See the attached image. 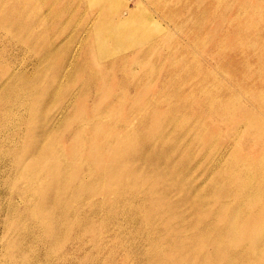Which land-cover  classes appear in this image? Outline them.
Wrapping results in <instances>:
<instances>
[{"label":"rangeland","instance_id":"obj_1","mask_svg":"<svg viewBox=\"0 0 264 264\" xmlns=\"http://www.w3.org/2000/svg\"><path fill=\"white\" fill-rule=\"evenodd\" d=\"M258 181L264 0H0V264H204L237 188L262 264Z\"/></svg>","mask_w":264,"mask_h":264},{"label":"bare ground","instance_id":"obj_2","mask_svg":"<svg viewBox=\"0 0 264 264\" xmlns=\"http://www.w3.org/2000/svg\"><path fill=\"white\" fill-rule=\"evenodd\" d=\"M99 1V0H98ZM92 2V1H89ZM96 3V2H95ZM102 3V2H101ZM128 15H132L128 12ZM126 13L127 18H130L131 16H128ZM126 18V19H127ZM4 30V28H3ZM11 33V31H10ZM8 36V35H7ZM11 36V35H10ZM14 42V41H13ZM237 71V70H236ZM25 72V71H24ZM30 72V71H29ZM30 75V74H29ZM31 78V77H30ZM33 83V82H32ZM36 83V82H35ZM108 88V87H107ZM4 92V91H3ZM29 92V91H28ZM21 95V94H20ZM3 106V105H2ZM16 107V106H15ZM4 108V107H3ZM12 111V110H11ZM26 114V113H25ZM9 116V115H8ZM7 116V117H8ZM128 117V116H127ZM11 118V117H10ZM15 119V118H14ZM4 123V122H3ZM113 128V127H112ZM10 129V128H9ZM14 130V129H13ZM101 133V132H100ZM99 135V134H98ZM96 136V135H95ZM78 137V136H77ZM96 138V137H95ZM101 138V137H100ZM14 139V138H13ZM61 140V139H60ZM93 140V139H92ZM100 140V139H99ZM90 141V140H89ZM86 142V141H85ZM60 143V142H59ZM94 143V142H93ZM100 143V142H99ZM102 143V142H101ZM91 144V143H90ZM88 146V145H86ZM94 146V145H93ZM99 146V145H98ZM151 146V145H150ZM71 147V146H70ZM85 147V146H84ZM91 147V146H90ZM123 147V146H122ZM86 148V147H85ZM89 148V147H87ZM92 148V147H91ZM100 148V147H99ZM121 149V148H120ZM146 149V148H145ZM165 150V148H163ZM68 150V149H67ZM66 150V151H67ZM84 150V149H83ZM97 150V149H96ZM99 150V149H98ZM107 150V149H106ZM158 150V149H157ZM86 151V150H85ZM88 151V150H87ZM163 151V150H162ZM168 151V150H167ZM100 152V151H99ZM98 152V153H99ZM157 152V151H155ZM77 153L76 156L80 155L79 151L75 152ZM106 153V152H105ZM97 154V153H96ZM104 153H102L103 155ZM110 154V153H109ZM123 154V153H122ZM85 155V154H84ZM100 154H98L97 156H99ZM114 154H112L113 156ZM158 155V154H157ZM70 155H68L69 157ZM93 156V154H92ZM111 156V155H110ZM109 156V157H110ZM143 156V155H142ZM159 156V155H158ZM66 158H67V154H66ZM98 159V158H97ZM100 159V157H99ZM102 159V158H101ZM69 161V160H68ZM87 161V160H86ZM76 162H78V160L76 159ZM104 165V163H102ZM101 168V167H100ZM181 168V167H180ZM50 170L52 172L53 169L52 167L50 168ZM180 171V170H178ZM261 171V170H260ZM180 173V172H179ZM253 173V172H252ZM256 173V172H255ZM78 174L79 171L77 169V167L74 170V174L73 177L74 179L78 178ZM261 174V173H259ZM250 175V174H249ZM256 175V174H255ZM186 176V175H185ZM258 178V177H257ZM259 179V178H258ZM256 181V180H254ZM75 183V182H74ZM69 184V183H68ZM258 184L260 186V189H262V186H264V182L260 183V181H258ZM190 187V186H189ZM79 188V187H78ZM103 190V188H102ZM238 190V188H237ZM235 189V193H232L231 191H219L217 192L215 189H213L212 194L216 195V197L219 198H223V196L225 198H228L232 201L227 202L225 204H221L220 206V215L224 218V221H226L227 223L224 224V226L222 228H219L217 226L208 228V225L206 228L202 229L203 232H208L206 234H202L203 235V239L200 243L198 242H194V241H188V244H186L185 246L183 244H181V250L185 251L188 254H194V255H201L204 259V264H210L211 261L215 262V264H222V260L225 259L227 260V263L229 262V264H233L235 263V258H234V254L232 253V248L234 247V241L236 236L238 235V231H240V223L239 221H236L237 218L239 217V211H241L242 206H249L250 202L249 200L243 199L241 197V192L237 191ZM103 192V191H102ZM192 193V192H191ZM248 194V193H247ZM261 195V190L258 194H255L253 197V200L255 198H258ZM202 196V195H200ZM136 200V199H135ZM139 200V199H138ZM181 201L187 202L188 208L191 207L192 211L196 210L197 207L202 205L203 199H201L198 196V199L196 198L195 200H190L189 199V195H182L181 196ZM207 201V200H205ZM217 211V212H219ZM205 212V211H204ZM127 217V216H126ZM98 219V218H97ZM94 221V219H93ZM111 234V233H110ZM147 234V233H146ZM106 236V235H105ZM116 237V236H115ZM110 238V237H109ZM135 238V237H134ZM255 240L258 243H252L253 247H251V249L248 251L247 256H252V257H261L264 256V234H262L261 236H258V238H255ZM142 243V242H141ZM246 244V243H245ZM204 245H208L211 246L214 250L212 253H203V246ZM261 246V247H260ZM96 248V247H95ZM99 248V247H98ZM122 250V249H121ZM124 252V251H123ZM184 255V257H182V259L184 258V260H186L185 258H187V256L190 255ZM240 254V253H239ZM237 255V254H236ZM246 256V257H247ZM121 257V256H120ZM192 257H194L192 255ZM245 256H242V258H246ZM248 259V258H247ZM246 260V259H245ZM136 261V260H134ZM123 262V261H122ZM264 262V261H263ZM264 264V263H262Z\"/></svg>","mask_w":264,"mask_h":264}]
</instances>
